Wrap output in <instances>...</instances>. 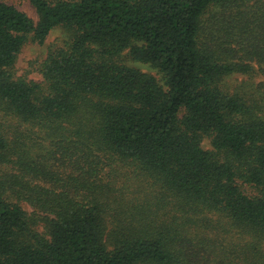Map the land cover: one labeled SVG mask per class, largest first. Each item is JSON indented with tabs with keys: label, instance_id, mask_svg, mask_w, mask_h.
Listing matches in <instances>:
<instances>
[{
	"label": "trees",
	"instance_id": "trees-1",
	"mask_svg": "<svg viewBox=\"0 0 264 264\" xmlns=\"http://www.w3.org/2000/svg\"><path fill=\"white\" fill-rule=\"evenodd\" d=\"M28 2L0 0V264H264V0Z\"/></svg>",
	"mask_w": 264,
	"mask_h": 264
},
{
	"label": "rangeland",
	"instance_id": "rangeland-1",
	"mask_svg": "<svg viewBox=\"0 0 264 264\" xmlns=\"http://www.w3.org/2000/svg\"><path fill=\"white\" fill-rule=\"evenodd\" d=\"M9 4L16 6L19 10L25 12L34 22L37 20V15L32 7V5L28 2V0H3ZM63 39V33L60 28L53 29L49 35L46 37L45 41L42 44L29 42L26 44L21 52L18 55L16 64H15V72L16 75H19L27 80H31L34 82H39L41 77L37 72V64L42 61L46 55L47 47L51 44H60ZM125 63L130 66L137 67L139 70L147 72L149 74L154 75L156 78H159L156 70L149 67L147 64H142L139 62H134L131 60H126ZM248 80L246 75L234 74L229 76L224 80L226 86L233 88L236 85H239L241 82ZM259 80V76H255L250 79V83H256ZM202 147L209 150L211 148L210 139L207 136H204L202 139ZM26 211L30 212L31 209L24 205ZM41 230V227L38 228Z\"/></svg>",
	"mask_w": 264,
	"mask_h": 264
}]
</instances>
